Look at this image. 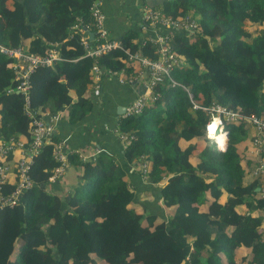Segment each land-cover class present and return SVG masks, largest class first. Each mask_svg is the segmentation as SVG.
I'll list each match as a JSON object with an SVG mask.
<instances>
[{"label":"trees","instance_id":"16d2710c","mask_svg":"<svg viewBox=\"0 0 264 264\" xmlns=\"http://www.w3.org/2000/svg\"><path fill=\"white\" fill-rule=\"evenodd\" d=\"M102 1L0 0V44L39 56L56 51L61 58L32 74L37 118L68 106L74 116L86 114L96 61L103 78L124 71L134 80L142 71L130 55L158 59L149 42L154 33L134 28L121 47L96 60L87 56L80 30L72 27L91 24V7ZM158 5L173 20L197 16L198 29H168L172 51L186 66L172 75L176 85L167 79L154 88L156 100L139 115L123 116L119 131L135 137L123 161L161 193L169 216L159 206L147 212L137 204L141 190L131 185V173L105 158L83 168L79 162L82 183L68 200L49 192L60 166L53 156L54 135L34 157L33 188L17 206L0 212V264H264L261 180L253 175L255 163H242L249 144L245 119H264V0ZM12 64L0 55V136L28 144L33 120L26 98L14 91L19 82ZM214 105L240 115L239 123L227 125L223 150L207 138ZM14 188L7 185L4 193ZM240 249L247 253L240 257Z\"/></svg>","mask_w":264,"mask_h":264},{"label":"built area","instance_id":"2783aa9c","mask_svg":"<svg viewBox=\"0 0 264 264\" xmlns=\"http://www.w3.org/2000/svg\"><path fill=\"white\" fill-rule=\"evenodd\" d=\"M91 24L76 23L73 30H80L82 35L81 45L87 52V56L92 59L105 55L112 50L121 47V40L117 41L111 38L110 33L106 27V14L102 9V3H94L91 7ZM190 18L184 20H173L166 17L160 11H153L150 9L145 14V27L149 26L155 31L154 35L149 38L150 44L157 48L158 59H150L141 54L130 55L129 60L140 64L143 72L138 75V78H143L144 93L139 95L135 101L127 108L124 117L139 115L142 110L151 102L156 100L154 96V88L163 84L167 79L171 81L172 85H176L172 80V75L179 68L186 66L182 63L176 54L172 51L167 34L168 29L185 28L191 31L198 29V24L194 20L189 21ZM90 34L94 35V39L90 40ZM93 42V43H92ZM146 41L142 42L145 46ZM0 55L13 60L12 68L15 73V79L19 82L14 91L21 93L26 98V114L32 118L31 141L26 144L22 140H13L5 142L0 136V212L9 207L17 206L26 192L33 188V182L30 176L31 168L34 164V157L40 153L42 148L51 143L55 135V125L58 120L57 114H47L43 119L37 118V112L31 107V77L32 74L40 66H52L54 62L60 61L56 51L50 52L47 56H39L26 53L22 47L10 48L0 44ZM120 73L108 72V75L118 76L123 82L125 78ZM142 74H145L142 76ZM93 81L95 83V90L99 88L103 80V69L96 61L92 69ZM214 113L211 115L212 120L207 126V138L215 140V144L220 150L226 145L228 124H237L240 122V115L226 111L220 106L214 105L212 108ZM47 117V118H46ZM223 117V118H222ZM247 123L255 127L258 137L254 139L253 145L257 149L259 155H263L258 160L257 166L253 171L255 179L261 180L260 190L264 194V119L257 116H251L245 119ZM118 132L122 140L125 141V148L128 147L135 139L133 134L123 135L118 128ZM223 137V143L219 139ZM16 152H20L17 160L10 156H15ZM54 160L60 164L52 177L51 182L60 179L66 172L69 165L68 154L65 150L63 141H57L54 145L53 152ZM148 165L144 164L143 175L147 180L146 170ZM14 178V181L11 179ZM7 185L15 186V188L8 194L4 193Z\"/></svg>","mask_w":264,"mask_h":264},{"label":"crops","instance_id":"0c3cea01","mask_svg":"<svg viewBox=\"0 0 264 264\" xmlns=\"http://www.w3.org/2000/svg\"><path fill=\"white\" fill-rule=\"evenodd\" d=\"M161 2L162 0L102 1V9L106 14V27L111 38L117 41L123 40L132 28L145 35H152L155 30L149 26L145 27V9L154 6L161 11V6L158 5ZM140 69L143 72L141 66ZM122 77L125 78L123 82L119 77L104 76L99 88L91 89L88 93L90 110L83 116H74L72 106L55 113L58 116L55 135L58 141L64 142L69 165L65 174L55 182L50 181L46 189L68 200L82 183L83 164L85 162L95 164L99 158H105V162L114 165V168H122L131 173L128 174L131 185H136L138 190H141L137 204L143 206L147 212L159 206L160 212L164 215L161 193L153 189L154 185L142 183L138 168L127 166L123 161L125 144L118 132V123L127 108L142 93L144 79L138 78V74L132 77L134 80L128 79L125 74ZM245 128L248 132L249 144L242 163L250 162L257 165L260 155L253 141L259 135L251 124L246 123ZM19 156L20 152H16L14 160ZM79 162L82 163V168ZM11 181H14V178ZM147 196H150L151 200H146ZM242 253L246 254L247 251L240 249L238 251L240 257Z\"/></svg>","mask_w":264,"mask_h":264},{"label":"rangeland","instance_id":"374dc122","mask_svg":"<svg viewBox=\"0 0 264 264\" xmlns=\"http://www.w3.org/2000/svg\"><path fill=\"white\" fill-rule=\"evenodd\" d=\"M150 11V9L149 8H146L145 9V14L147 13V12H149ZM161 12V11H160ZM188 18H190L189 19V21H191V22H193L194 20L196 21L197 20V16H189ZM123 117V116H122ZM119 124H120V122L118 123V127H119ZM124 141V140H123ZM214 141L215 140H213L212 142L214 143ZM124 144H125V141H124ZM247 155V154H246ZM146 200H151V197L150 196H147L146 197ZM163 208V207H162ZM165 208H163V213H165V215H168L169 216V213L165 210ZM243 254H245V253H242V255ZM16 257L18 258L19 257V250H16Z\"/></svg>","mask_w":264,"mask_h":264},{"label":"water","instance_id":"95a60500","mask_svg":"<svg viewBox=\"0 0 264 264\" xmlns=\"http://www.w3.org/2000/svg\"><path fill=\"white\" fill-rule=\"evenodd\" d=\"M94 39V35L93 34H90V40H93ZM124 114V113H123ZM120 116V115H119ZM227 141V140H226ZM227 144V143H226ZM225 147V146H224ZM221 150H222V148H221ZM258 191H259V189H258Z\"/></svg>","mask_w":264,"mask_h":264},{"label":"bare ground","instance_id":"6f19581e","mask_svg":"<svg viewBox=\"0 0 264 264\" xmlns=\"http://www.w3.org/2000/svg\"><path fill=\"white\" fill-rule=\"evenodd\" d=\"M223 141H224V139H223V137H221V138L219 139V142H220V143H223Z\"/></svg>","mask_w":264,"mask_h":264}]
</instances>
